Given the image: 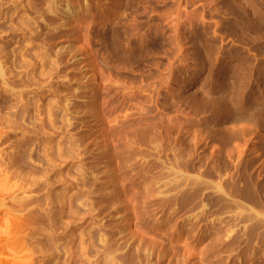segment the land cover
Here are the masks:
<instances>
[{
	"label": "rangeland",
	"instance_id": "374dc122",
	"mask_svg": "<svg viewBox=\"0 0 264 264\" xmlns=\"http://www.w3.org/2000/svg\"><path fill=\"white\" fill-rule=\"evenodd\" d=\"M12 1L0 120L28 126L0 121V264H264V0Z\"/></svg>",
	"mask_w": 264,
	"mask_h": 264
},
{
	"label": "bare ground",
	"instance_id": "6f19581e",
	"mask_svg": "<svg viewBox=\"0 0 264 264\" xmlns=\"http://www.w3.org/2000/svg\"><path fill=\"white\" fill-rule=\"evenodd\" d=\"M7 1H8V0H7ZM17 1H18V0H17ZM20 1H22V0H20ZM23 1H24V0H23ZM30 1H31V0H30ZM44 1H45V0H44ZM48 1H49V0H47V2H48ZM50 1L53 2L54 0H50ZM55 1H56V0H55ZM55 1H54V2H55ZM12 2H13L14 4L16 3L15 0L12 1ZM18 2H19V1H18ZM18 2H17V3H18ZM27 2H29V1H27ZM32 2H33V1H32ZM36 2H38V1L36 0ZM52 2H51V3H52ZM131 2H132V1H131ZM51 3L49 2V6H50ZM5 4H6V2H5ZM14 4H13V5H14ZM27 4H28V3H26V5H27ZM53 4H55V6H56L57 3H53ZM59 4H60V3H59ZM59 4H58V5H59ZM29 5H30V4H29ZM32 5H33V4H32ZM47 5H48V4H47ZM58 5H57V6H58ZM15 6H17V5H15ZM24 6H25V5H24ZM24 6H23V7H24ZM30 6H31V5H30ZM53 6H54V5H53ZM55 6H54L53 8H55ZM57 6H56V7H57ZM60 6H61V5H60ZM13 7H14V6H13ZM25 7H26V6H25ZM31 7H32V6H31ZM35 7H36V6H35ZM35 7L33 6V8H35ZM50 7H51V9H50L49 7H48V8H49L51 11L53 10L52 12H54L55 9H52V6H50ZM61 7H62V6H61ZM28 8H29V7L27 6V8H25V9L27 10ZM57 8H59V7H57ZM57 8H56L57 12L60 11V10H58ZM68 8H69V7H68ZM70 8H71V7H70ZM49 9H47V10L50 11ZM65 9H66V8H65ZM66 10H67V9H66ZM72 10H73V9H72ZM61 11H63V9H61ZM64 11H65V10H64ZM57 12L55 11L54 13L57 14ZM65 12H66V11H65ZM59 13H61V12H59ZM68 13H69V12H68ZM115 13H116V11H115ZM61 14H64V13H61ZM26 15H27V14H26ZM28 15H29V13H28ZM48 15H50V14H48ZM51 15H52V14H51ZM114 15H115V14H114ZM116 15H117V13H116ZM20 16H21V15H20ZM52 16H53V15H52ZM66 16H67V15H66ZM118 16H119V15H118ZM118 16H117V17H118ZM50 17H51V16H50ZM61 17H65V16H61ZM108 17H109V16H108ZM112 17H113V16H112ZM114 17H116V16H114ZM117 17H116V18H117ZM8 18H9V17H8ZM13 18H16V17H13ZM18 18H19V17H18ZM18 18H16V19H18ZM21 18H22V16H21ZM33 18H34V17H33ZM35 18H36V17H35ZM109 18H111V16H110ZM119 18H120V16H119ZM11 19H12V18H11ZM16 19H15V20H16ZM30 19H31V18H30ZM52 19H53V18H52ZM63 19H64V18H63ZM111 19H112V18H111ZM113 19H114V18H113ZM22 20H23V22L26 21L24 17L22 18ZM22 20H21V21H22ZM106 20H107V17H106ZM3 21H4V20H3ZM12 21H14V20H12ZM12 21H11V23H13ZM16 21H17V20H16ZM16 21H15V22H16ZM31 21H35V20H34V19H31ZM41 21H42V20H41ZM100 21H101V20H100ZM1 22H2V20H1ZM1 22H0V23H1ZM9 22H10V20H9ZM15 22H14V25L16 24ZM17 22H18V21H17ZM19 22H20V21H19ZM19 22H18V23H19ZM23 22H21V23H23ZM27 22H28V19H27L26 23L24 22L23 24H24V25H25V24L27 25ZM29 22H30V21H29ZM37 22H38V21H37ZM108 22H109V21H108ZM117 22H118V21H117ZM117 22H116V24H118V23H119V25L122 24V23H120V22H118V23H117ZM2 23H4V22H2ZM18 23L16 24L17 26H19V25L21 24V23H19V25H18ZM32 23H33V22H32ZM106 23H107V22H106ZM111 23H113V22L111 21ZM30 24H31V23H30ZM33 24H35V23H33ZM36 24H37V23H36ZM46 24H48V23H46ZM49 24H50V22H49ZM62 24H63V23H62ZM109 24H110V23H109ZM4 25H5V23H4ZM8 25H9V24H8ZM14 25H13V27H14ZM24 25H23V30H25V31L31 29L32 27H34V25H33L32 27H30V28H29V26H26V27H28L29 29H28V28H27V29H24V28H25ZM28 25H29V24H28ZM31 25H32V24H31ZM40 25H41V24H40ZM2 26H3V25L0 24V28H1V29H0V32H1V30H2ZM36 26H37V25H36ZM110 26H111V25H110ZM124 26L126 27V25H124ZM3 27H4V26H3ZM5 27L7 28V27H9V26H5ZM107 27H108V26H107ZM117 27H118V26H117ZM120 27H122V26H120ZM9 28H11V27H9ZM9 28H8V29H9ZM14 28H15V27H14ZM19 28H20V26H19ZM35 28H36V27H35ZM35 28H34V29H35ZM37 28H38V27H37ZM37 28H36V30H37ZM103 28H104V27H103ZM105 28H106V26H105ZM108 28H109V27H108ZM108 28H107V31L109 30ZM115 28H116V27H115ZM3 29H4V28H3ZM8 29H6V30L8 31ZM12 29H13V28H12ZM21 29H22V28H21ZM34 29L32 28L30 31H33ZM190 29H191V28H190ZM4 30H5V29H4ZM10 30H11V29H10ZM10 30H9V31H10ZM15 30H16V29H15ZM19 30H20V29H19ZM102 30H105V29H102ZM110 30H113V29H110ZM110 30H109V31H110ZM2 31H3V30H2ZM20 31H22V30H20ZM30 31H29V32H30ZM124 31H125V29H124ZM184 31H185V30H184ZM14 32H15V31H14ZM23 32H24V31H23ZM34 32H35V30H34ZM101 32H102V31H101ZM101 32H100V33H101ZM115 32H116V31H114L113 34H111V36L113 35V37H114V34H116ZM129 32H130V31H129ZM194 32H195V31H194ZM198 32H199V31H198ZM11 33H12V32H11ZM27 33H28V32H27ZM30 33H31V32H30ZM118 33H119V32H118ZM118 33H117V35H118ZM31 34H33V32H32ZM34 34H35V33H34ZM102 34H103V33H102ZM119 34L121 35L122 33H119ZM123 34H124V33H123ZM127 34H128L129 36L132 35V34H129V33H127ZM127 34L125 33V35H127ZM147 34H148V33H147ZM147 34H146V35H147ZM99 35H100V34H99ZM105 35L107 36V34H105ZM105 35H103V36H105ZM202 35H203V34H202ZM101 36H102V35H101ZM108 36H109V35H108ZM134 36H135V35H133L132 38H133ZM150 36H151V35H149V37L146 36V37H147V40H148V38H150ZM113 37H112V38H113ZM135 37H136V36H135ZM106 38H107V37H106ZM114 38H115V37H114ZM114 38H113V40H114ZM119 38H120V37H119ZM119 38H117V39H119ZM124 38H125V37H124ZM126 38H129V37H126ZM201 38H202V37H201ZM108 39H109V38H108ZM117 39H116V41H117ZM121 39H122V38H121ZM130 39H131V38H130ZM133 39H134V38H133ZM135 39H136V38H135ZM137 39H138V38H137ZM137 39L134 40V42L137 41ZM141 39H142V38H141ZM144 39H145V38H144ZM144 39H143V40H144ZM150 39H151V38H150ZM113 40H112V41H113ZM138 40H139V39H138ZM178 40H179V39H178ZM108 41H109V40H108ZM110 41H111V40H110ZM114 41H115V40H114ZM118 41H120V40H118ZM121 41H123V40H121ZM121 41H120V42H121ZM126 41H128V40H126ZM126 41L124 40V42H126ZM202 41H203V40H202ZM144 42H145V41H144ZM116 43H117V42H115V43H113V44H116ZM122 43H123V42H122ZM122 43H121V44H122ZM127 43H128V42H127ZM130 43H132V41H131ZM135 43H136V42H135ZM117 44H118V43H117ZM124 44H125V43H123V45H124ZM128 44H129V43H128ZM146 44H147V43H146ZM180 45H181V44H180ZM108 46H109V43H108ZM111 46H112V45H111V43H110V47H111ZM121 46H122V45H121ZM145 46H147V45H145ZM215 46H216V45H215ZM1 47H2V46H1ZM6 47H7V46H6ZM113 47H114L113 50H114V52H115V48L117 47V45H116V47H115V46H112L111 48H113ZM125 48H126V47H125ZM135 48H136V47H135ZM147 48H148V46H147ZM212 48H213V47H212ZM3 49H4V48H3ZM3 49H2V50H3ZM11 49H12L11 51H13L14 48H11ZM26 50H27V49H26ZM31 50H32V49H31ZM61 50H62V49H61ZM111 50H112V49H111ZM113 50H112V51H113ZM147 50H148V49H147ZM147 50H145V51H147ZM230 50H231V49H230ZM112 51H111V53H112ZM139 52H140V51H139ZM230 52H231V51H230ZM0 53H1V50H0ZM2 53H3V52H2ZM60 53L62 54L61 51H60ZM43 54H44V53H43ZM61 54H59L60 57H61ZM115 54H116V53H115ZM147 54H148V53H147ZM147 54H146V55H147ZM206 54H207V53H206ZM8 55H9V54H8ZM15 55H17V58H18L19 55H18V54H15ZM6 56H7V55H6ZM6 56H5V57H6ZM62 56H63V54H62ZM249 56H250V55H249ZM5 57H4V59H5ZM23 57H24V56H23ZM23 57H22V58H23ZM215 57H216V56H215ZM2 58H3V57H2ZM17 58H16V60H17ZM19 59H20V60H23V59H21V57H20V58H18V61H19V62H20ZM14 60H15V59H14ZM16 60H15V61H16ZM25 60H27V59L25 58ZM28 60H29V59H28ZM246 60H247V59H246ZM1 61H3V59H2ZM11 61H12V60H10V62H11ZM12 62H14V61H12ZM42 62H43V64H45V66H46V62H47V61H46L45 63H44V61H42ZM42 62H41V64H42ZM49 62H51V61H49ZM3 63H4V62H3ZM6 63H7V61H6ZM14 63H15V62H14ZM29 63H30V60L28 61V64H29ZM47 63H48V62H47ZM11 64H13V63H11ZM20 64H22V63H20ZM23 64H24V63H23ZM30 64H31V63H30ZM32 64H33V62H32ZM32 64H31V65H32ZM34 64L36 65V63H34ZM43 64H42V65H43ZM52 64H53V63H52ZM237 64H238V63H237ZM247 64H248V63H247ZM25 65H26V64H25ZM25 65H23V66L25 67ZM48 65H50V63H49ZM54 65H55V64H54ZM8 66H9V65H8ZM12 66H18V64L16 63L15 65H12ZM12 66H11V67H12ZM26 66H27V65H26ZM29 66H30V65H29ZM228 66H230V65H228ZM9 67H10V66H9ZM9 67H8V68H9ZM11 67H10L9 69H11ZM20 67H22V65H21ZM13 68H14V67H12V69H13ZM15 68H16V67H15ZM15 68H14V69H15ZM27 68H28V67H26L25 70H26ZM29 68H30V67H29ZM29 68H28V69H29ZM31 68H34V67L31 66ZM42 68H43V66H41V69H42ZM225 68H226V67H225ZM225 68H224V69H225ZM235 68H236V67H235ZM255 68H256V67H255V64H254V63H251V65H250V69H251V70H250V73H251V74H252L254 71H256ZM14 69H13V70H14ZM41 69H40V70H41ZM233 69H234V68H233ZM241 69H242V68H241ZM5 70H7V69H6V65H5V69H4V68L2 67V63L0 62V76L2 77V78L0 77L1 79L4 78V74L6 73ZM22 70H23V69H22ZM33 70H34V69H33ZM44 70H45V69H44ZM48 70H49V68H48ZM237 70H238V69H237ZM26 71H27V70H26ZM29 71H30V70H29ZM31 71H32V70H31ZM41 71H42V70H41ZM9 72H10V71H9ZM11 72H12V71H11ZM21 72H22V71H21ZM263 72H264V70L262 71V74H261L262 77H264V73H263ZM15 73L18 74V71H16V72L14 71V75H16ZM25 73H27V72H25ZM29 73H30V72H29ZM29 73H28V74H29ZM38 73H41V72H38ZM7 74H8V71H7ZM12 74H13V72H12ZM22 74H23V73H22ZM28 74H27V75H28ZM32 74H34V72H33V73L31 72V76H33ZM49 74H51V73H49ZM251 74H248V75L251 76ZM253 74H254V73H253ZM8 75H10V73H9ZM25 75H26V74H25ZM11 76H12V75H11ZM11 76H10V78H11ZM16 76H18V75H16ZM23 76H24V75H23ZM28 76H29L30 78H32L30 75H28ZM227 76L230 77V74L228 75V68H227L226 70H224L223 73H221V77H222L221 80H223V82H224V81L226 80V77H227ZM238 76H239V75H238ZM249 76H248V77H249ZM6 77H8V76H6ZM13 77H15V76H13ZM33 77H34V76H33ZM240 77H241V76H240ZM21 78H22V77H21ZM26 78H28V77H26ZM251 78H252V77H251ZM17 79H18V80L20 81V83H21L20 78L17 77ZM23 79L25 80V77H24ZM227 79H228V78H227ZM245 79H246V78H245ZM260 79H261V78H260ZM263 79H264V78H263ZM24 80H23V82H24ZM247 80H248V79H247ZM261 80H262V79H261ZM4 81H5V80H4ZM29 81H30V80H28V82H29ZM262 81H263V80H262ZM25 82H26V81H25ZM28 82H26L25 84H27ZM217 82H218V81H217ZM223 82H222V83H223ZM226 82H227V81H226ZM249 82H250V81H249ZM31 83H32V81H31ZM31 83L29 82L28 84H31ZM224 83H225V82H224ZM22 84H23V83H22ZM28 84H27V86H26V85H24V86L28 87ZM217 84H218V83H217ZM222 85H223V84H222ZM237 85H238V84H237ZM241 85H242V84H241ZM262 86H263V85H262ZM262 86H261V87H262ZM40 87H41V86H40ZM244 87H245V86H244ZM6 88H7V86H6ZM8 88H9V87H8ZM23 88H24V87H23ZM30 88H31V87H29V89H30ZM262 88H263V87H262ZM19 89H20V88H19ZM248 89H249V88H248ZM30 90H31V89H30ZM13 91H14V90H13ZM16 91H17V90H16ZM19 91H20V90H19ZM0 92H2V91H0ZM12 93H13V92H12ZM14 93H15V91H14ZM16 93H17L16 96H18V97H17V101H18L21 105L23 104V106H24V104H25V102H26L25 100L27 99L26 97H23V96L25 95V93L21 92V93L23 94L22 97H21V95H20V96L18 95V92H16ZM241 93H242V92H241ZM2 94H3V93H1L0 97L2 96ZM14 95H15V94H14ZM263 96H264V95H263ZM27 97H29V96H27ZM41 97H42V96H41ZM2 98H5V96L2 97ZM2 98H0V99H2ZM12 98H14V97H12ZM23 98H25V99H23ZM39 98H40V97H39ZM206 98H207V97H206ZM15 99H16V98H15ZM22 99H23L25 102L22 101ZM224 99H226V98H224ZM234 99H235V98H234ZM243 99H244V98H243ZM260 99H261V98H260ZM263 99H264V98H263ZM13 100H14V99H13ZM27 101L32 102L31 100H28V99H27ZM37 101H39V99H38ZM203 101H204V100H203ZM208 101H209V99H208ZM1 102H2V100H1ZM3 102H5V105H6V106L4 105L5 107H3V105H2V106H1V107H3L2 109L5 108L4 110H6V107H9L8 109L11 111L10 108H11V107L13 108V106H14V104H12V99H11L10 97H6V98H5V101H4V99H3ZM3 102H2V104H3ZM34 102L36 103V100H35ZM34 102H32V103H34ZM251 102H252V101H251ZM19 103H18V104H19ZM35 103H34V104H35ZM0 104H1V103H0ZM15 104H17V103H15ZM18 104H17V105H18ZM30 104H31V103H30ZM30 104H29V105H30ZM37 104H38V103H37ZM239 104H240V103H239ZM12 105H13V106H12ZM25 105H27V104H25ZM29 105H28V106H29ZM216 105H217V104H216ZM235 105H236V104H235ZM19 106H20V105H19ZM19 106H18V108H19ZM28 106H27V107H28ZM224 106H225V105H224ZM224 106H223V108L221 109V112H222V115H221V116H223L224 118H228V119H229L230 117H233V118H234V116H232V110H233V108H232V110H231V107H230V108H229V107L226 108V106H228V105H226L225 107H224ZM241 106H242V105H241ZM20 107H22V106H20ZM32 107H33V106H32ZM53 107H54V105H53L52 107H49V108H53ZM16 108H17V107H16ZM18 108H17V110H18ZM33 108H35V106H34ZM33 108H32V109H33ZM206 108H208V107H206ZM219 108H220V107H219ZM224 108H226V109L224 110ZM22 109H26V110H27L26 107H25V108H22ZM29 109H31V108H29ZM37 109H38V107H37ZM53 109H54V108H53ZM251 109H252V108H251ZM257 109H258V108H257ZM257 109H256V110H257ZM259 109H261V107H260ZM259 109H258V110H259ZM15 110H16V109H15ZM15 110H14V111H15ZM20 110H21V109H20ZM20 110H18V111H19V112H21V111L23 112V114H21V116H26L25 113H24L25 110H21V111H20ZM34 110H36V109H33V111H34ZM50 110H51V109H49V112H48V113H50V112L52 111V110H51V111H50ZM54 110H56V109H54ZM54 110H53V111H54ZM219 110H220V109H219ZM244 110H248V109H244ZM256 110H254V111H256ZM263 110H264V109H262V113H263ZM7 111H8V110H7ZM12 111H13V109H12ZM18 111H17V112H18ZM252 111H253V110H252ZM252 111H250V112H252ZM254 111H253V112H254ZM260 111H261V110H260ZM260 111H259V112H260ZM4 112H6V111H4ZM30 112H32V110H30ZM244 112H247V111H244ZM244 112H243L242 110H241V111H238V112L236 111V112L234 113V115H235L236 117L241 118V117H243L242 115L245 114ZM253 112H252L251 114H249L248 116H247V114H246V116L248 117L247 120H249L250 122H253V121H255V120H256V121H261V120H259V119L256 118V117L258 116V114H256V117H255L254 115H252ZM259 112H257V113H259ZM6 113H7V112H6ZM14 113H15V112H9V114H5L6 117H8V116H9V117L6 118V120H5V118H4V120H0V121H2V123H3V121L5 122V121H7V119H11L12 117H11L10 115L13 114L12 116L14 117V115L16 114V113H15V114H14ZM26 113H27V111H26ZM28 113H29V111H28ZM34 113H36V111H35ZM34 113H33V114H34ZM37 113H38V112H37ZM53 113H54V112H53ZM53 113H52V114H53ZM247 113H249V112H247ZM33 114H32V115H33ZM52 114L50 113L49 115L51 116ZM219 114H220V113H219ZM260 114H261V113H260ZM2 115H3V116H2ZM17 115L19 116L20 114H17ZM32 115H31V116H32ZM36 115L38 116V114H36ZM57 115H58V114H56V112H55V114L53 115L54 117L51 116L50 118L53 120L54 118L57 117ZM31 116H30V117H31ZM55 116H56V117H55ZM63 116H64V115H63ZM215 116H216V115H215ZM217 116H218V115H217ZM217 116H216V117H217ZM221 116H220V117H221ZM244 116H245V115H244ZM260 116L262 117V114H261ZM260 116H259V118H260ZM263 116H264V115H263ZM0 117H2V118H0V119H3V117H5V116H4V114L1 113V116H0ZM10 117H11V118H10ZM15 117H16V115H15ZM15 117H14V118H15ZM35 117H36V116H35ZM218 117H219V116H218ZM220 117H219V118H220ZM17 118L20 119V117H17ZM27 118L29 119V115H28ZM32 118H34V117H32ZM39 118H41V117H39ZM50 118H49V119H50ZM61 118H62V115H61ZM244 118L246 119V117H244ZM21 119H23V117H22ZM24 119H26V117H25ZM36 119H37V118H36ZM49 119H48V120H49ZM67 119H68V118H67ZM237 119H238V118H237ZM15 120H16V118H15ZM37 120H38V119H37ZM37 120H36V121H37ZM42 120L45 121L44 119H41V121H42ZM223 120H224V119H223ZM229 120H231V118H230ZM247 120H246V121H247ZM263 120H264V118H263ZM13 121H14V120H13ZM16 121H17V120H16ZM16 121H15V122H16ZM18 121H19V120H18ZM18 121H17V124H18ZM24 121H25V123H26V120H23L22 122H21V120H20L19 122H21V123H19V124H22ZM27 121H31V120H27ZM32 121H33V120H32ZM39 121H40V120H38L37 123H39ZM241 121H242V120H241ZM256 121L254 122V124H255V123H256V124H259V123H257ZM11 122H12V120H11V121H10V120L7 121V123H9V124L6 125V126H9V125H10V126L13 127V125L10 124ZM15 122H14V125L16 124ZM34 122H35V119H34ZM45 122H46V121H45ZM45 122H43V123H45ZM51 122H52V121H51ZM205 122H206V121H205ZM5 123H6V122H5ZM41 123H42V122H41ZM41 123H40V124H41ZM261 123L264 124V122H260V124H261ZM12 124H13V123H12ZM17 124H16V125H17ZM19 124H18V126L20 127ZM27 124H28V123H26V124H22L24 129L27 128V126H28ZM34 124H36V123H34ZM34 124L31 123V126H29V127H33ZM260 124H259V125H260ZM263 124H262V125H263ZM16 125H15L14 127L17 129ZM26 125H27V126H26ZM29 125H30V122H29ZM41 125H43V124H41ZM44 125H45V124H44ZM208 125H209V124H208ZM214 125H215V124H214ZM35 126H38V129H39V127H41V126H39L38 124H37V125H34V127H35ZM34 127H33V128H34ZM43 127H44V126H43ZM52 127H53V126H52ZM10 128H11V127H10ZM33 128H31L32 131L35 130L37 127H35L34 129H33ZM12 129H13V128H12ZM16 129H15V130H16ZM20 129H21V128H20ZM40 129H41V128H40ZM40 129H39V130H40ZM13 130H14V129H13ZM36 130H37V129H36ZM27 131H28V132H27ZM27 131H26L27 133H30L29 130H27ZM41 131H42V130H41ZM34 132H36V131H34ZM37 132H39V131L37 130ZM37 132H36V133H37ZM45 132H46V131H45ZM31 133H32L31 135H33V132H31ZM47 133H48V131H47ZM53 133H54V132H53ZM38 134H39V133H38ZM24 135H25V134H24ZM27 135H28V134H27ZM31 135H30V136H31ZM48 135H50V134H48ZM51 135H52V134H51ZM53 135H54V134H53ZM53 135H52L51 137H54ZM23 137H24V136H23ZM25 137H26V135H25ZM25 142H26V141H25ZM70 142L72 143V141H69V144H70ZM23 144H24V143H23ZM60 146H61V145H59L58 147H60ZM63 146H64V145H63ZM63 146H61V150H62V147H63ZM71 146L73 147V145H70V147H71ZM66 147L68 148L67 144H66ZM66 147H65V149H66ZM70 147H69V148H70ZM72 147H71V149H73ZM214 147H216V146H214ZM31 149H32V148H31ZM31 149H30V150H31ZM58 149L60 150V148H58ZM59 150H58V152H59ZM66 150H67V149H66ZM68 150H69V149H68ZM68 150H67V151H68ZM15 151H16V150H15ZM63 151H64V150H63ZM70 151H71V150H70ZM70 151H69V152H70ZM24 152H26V151H23V153H24ZM58 152H57V153H58ZM60 152H61V154H62V151H60ZM64 152H65V151H64ZM69 152H65V154L70 155V154H72V153L74 152V150L72 151V153H69ZM18 153H19V151H18ZM18 153H17V154H18ZM27 153L29 154V153H31V151H29V152H27ZM27 153H26V155H27ZM38 153H39V151H38ZM68 153H69V154H68ZM14 154H15V153H14ZM14 154H12V156H11V155H10V156L13 157V158H15V155H14ZM21 154H22V152H21ZM59 154H60V153H59ZM13 155H14V156H13ZM24 155H25V153H24ZM24 155H22V157L20 158V160L22 159L23 162H24V157H25ZM31 155H32V154H31ZM31 155H30V157H31ZM56 155H58V154H56ZM67 155H61V156L66 157ZM16 156H17V155H16ZM46 156H47L46 159L49 161V163H50V160L48 159L49 157H50L51 161L54 162V161L52 160L54 156H53L52 158H51V156H49V157H48V155H46ZM58 156H59V155H58ZM58 156H56V157H58ZM11 157H10V158H11ZM19 157H20V156H19ZM26 157H27V156H26ZM26 157H25V159H26ZM59 157H60V156H59ZM64 157H63V159L66 160V158H64ZM28 158H29V157H28ZM46 159H45V160H46ZM59 159H61V158H59ZM63 159H61V160L63 161ZM13 160H14V159H13ZM20 160H19V161H18V160H17V161L15 160V161H13V163H15V162H19V164H20ZM25 161H26V160H25ZM48 161H47V162H48ZM52 162H51V163H52ZM55 162H56V161H55ZM21 163H22V162H21ZM25 163H27V162H25ZM51 163H50V164H51ZM22 164H23V163H22ZM22 164H21V165H22ZM53 164H54V163H52L50 166H53V167H54V165H56V163H55L54 165H53ZM253 164H254V163H253ZM12 165H13V164H12ZM47 166H48V165H47ZM56 166H57V165H56ZM214 167H215V166H214ZM215 168H216V167H215ZM217 171H218V170H217ZM177 173H178V172H177ZM6 175H7V174H6ZM238 175H239V174H238ZM250 175H251V174H250ZM250 175H249V176H250ZM172 176H173V175H172ZM172 176H171V179L173 178L172 180H175V179H174L175 175H174L173 177H172ZM239 176H240V175H239ZM167 177H168V176H167ZM178 177H179V176H178ZM180 177H181V176H180ZM243 179H244V178H243ZM251 179H253V177H252ZM182 180H183V182L185 183L184 179H182ZM185 180H186V179H185ZM167 181H168V180H167ZM176 181H177V178H176ZM188 181H189V180H187V183H189ZM190 181H193V180H190ZM196 181H197V180H196ZM261 181H262V180H261ZM168 182H169V181H168ZM172 182H173V181H172ZM172 182H171V183H172ZM177 182L179 183V181H177ZM194 182H195V181H194ZM197 182H198V181H197ZM197 182H196V185H195V186L198 185ZM254 182H255V181H254ZM166 183H167V182H166ZM178 183H177V184H178ZM190 183H193V182H190ZM174 184H175V183H174ZM179 184H180V183H179ZM262 184H263V182H262ZM167 185H169V183H168ZM255 185H256V184H255ZM164 186H165V185H164ZM176 186H177V185H176ZM178 186H179V185H178ZM200 186H201V184H200ZM168 187H169V186H168ZM170 187H171V186H170ZM173 187H175V185H174ZM180 187H181V185H180ZM191 187H192V186H191ZM198 187H199V186H198ZM216 187H217V190H220V191H222V192H225V189L223 188L221 182H218V183L216 184ZM255 187H256V186H255ZM182 188H183V187H182ZM182 188H181V189H182ZM196 188H197V187H196ZM255 189H256V188H255ZM162 190H164V189L162 188ZM188 190H189V189H188ZM188 190H187V191H188ZM194 190H195V188H194ZM198 190H199V189H198ZM198 190L196 189V191H198ZM257 190H258V189H257ZM259 190H260V189H259ZM184 191H185V190H184ZM250 191H251V190H249V192H250ZM191 192H192V191H190V193H191ZM254 192H255V191H254ZM183 193H184V192H183ZM250 193H251V192H250ZM261 193H262V192H261ZM255 194H256V193H255ZM184 195H185V193H184ZM259 195H260V194H259ZM251 196H252V195H251ZM182 197H183V196H182ZM219 198H220V197H219ZM23 200H24V201H22V203L25 202V199H23ZM70 200H72V199H70ZM27 201H28V200H27ZM81 201H82V200H81ZM81 201H80V202H81ZM150 201H151V200H150ZM70 206H71V205H70ZM257 213H258V212H257ZM59 215H60V214H59ZM56 216H58V215L56 214L55 217H56ZM55 217H54V218H55ZM60 217H61V216H60ZM52 219H53V218H52ZM56 219H57V218H56ZM56 219H53V220H56ZM58 219H59V218H58ZM60 219H62V218H60ZM60 219H59V220H60ZM0 220H1V219H0ZM3 220H4V219H3ZM61 221H62V220H60V222H61ZM5 222H6V221H5ZM54 222H58V221H52V223H54ZM58 223H59V222H58ZM0 224H1V223H0ZM2 224H3V221H2ZM2 224L0 225V227H1L0 229L3 231V230H4V227L2 226ZM54 224H55V223H54ZM60 224L62 225V222H61ZM56 225H57V223H56ZM57 226H58V225H57ZM2 227H3V229H2ZM229 227H230V226H229ZM5 229H6V227H5ZM2 231H0V233H1ZM5 231H6V230H5ZM101 234H102V233H101ZM101 234H100V236H101ZM229 234H230V233H229ZM54 237H56V236H54ZM102 238H103V237H102ZM47 239H48V238H47ZM49 239H51V237H50ZM52 239H53V237H52ZM52 239H51V240H52ZM57 245H58V244H57ZM57 248H58V247H57ZM107 254H108V253H107ZM110 254H111V253H110ZM49 255H50V254H49ZM113 260H114V259H113Z\"/></svg>",
	"mask_w": 264,
	"mask_h": 264
}]
</instances>
